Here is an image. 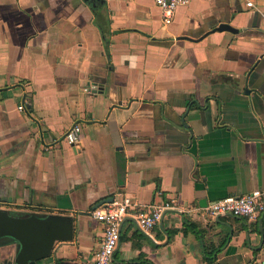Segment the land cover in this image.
<instances>
[{
  "label": "crops",
  "instance_id": "crops-1",
  "mask_svg": "<svg viewBox=\"0 0 264 264\" xmlns=\"http://www.w3.org/2000/svg\"><path fill=\"white\" fill-rule=\"evenodd\" d=\"M74 123L77 148L64 139ZM256 189L264 0H192L168 25L154 0H0V210L73 230L37 264H94L95 206L125 195L176 207L151 234L126 217L118 262L264 264V209L187 212ZM15 252L0 244V264Z\"/></svg>",
  "mask_w": 264,
  "mask_h": 264
},
{
  "label": "built area",
  "instance_id": "built-area-1",
  "mask_svg": "<svg viewBox=\"0 0 264 264\" xmlns=\"http://www.w3.org/2000/svg\"><path fill=\"white\" fill-rule=\"evenodd\" d=\"M192 0H154L160 7L163 23L168 25L174 19L180 6L191 3ZM248 5H252L251 2ZM25 110L24 104L20 105ZM83 138V128L80 123H74L67 128L64 139L74 147H78ZM174 200L153 203L145 208H137L131 196L125 195L121 200L106 203L93 211V216L104 225L103 238L99 248L94 252V264H126L114 259V253L120 244L121 226L126 217H132L137 226L146 234H151L155 225L165 213L175 208ZM264 209V191L256 189L250 194L229 196L209 203L203 209L190 208L189 214L233 215L256 220Z\"/></svg>",
  "mask_w": 264,
  "mask_h": 264
},
{
  "label": "water",
  "instance_id": "water-1",
  "mask_svg": "<svg viewBox=\"0 0 264 264\" xmlns=\"http://www.w3.org/2000/svg\"><path fill=\"white\" fill-rule=\"evenodd\" d=\"M217 30L236 31L228 23H222ZM112 198L100 201L111 202ZM73 236L69 221L64 217L47 214L19 216L0 210V244L15 243L16 252L5 264H37L50 255L57 240H68Z\"/></svg>",
  "mask_w": 264,
  "mask_h": 264
}]
</instances>
